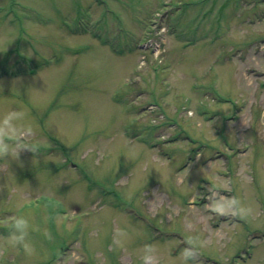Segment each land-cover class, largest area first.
Here are the masks:
<instances>
[{
    "label": "rangeland",
    "instance_id": "rangeland-1",
    "mask_svg": "<svg viewBox=\"0 0 264 264\" xmlns=\"http://www.w3.org/2000/svg\"><path fill=\"white\" fill-rule=\"evenodd\" d=\"M198 1L0 0V264H264V2Z\"/></svg>",
    "mask_w": 264,
    "mask_h": 264
},
{
    "label": "clouds",
    "instance_id": "clouds-1",
    "mask_svg": "<svg viewBox=\"0 0 264 264\" xmlns=\"http://www.w3.org/2000/svg\"><path fill=\"white\" fill-rule=\"evenodd\" d=\"M11 118H12L11 116H7L5 118V125H6L5 134H7V132H8V121L11 120ZM7 151H9V145L6 144L3 140H0V153L7 152ZM232 203L236 204L237 202L235 200H233ZM20 223H21L20 221H16L17 226H19ZM23 235H24L23 233H21V235H13L12 239L14 241H22ZM25 246L28 247L27 244ZM194 255H195V251L191 248L186 249L184 252L185 259L192 258Z\"/></svg>",
    "mask_w": 264,
    "mask_h": 264
}]
</instances>
